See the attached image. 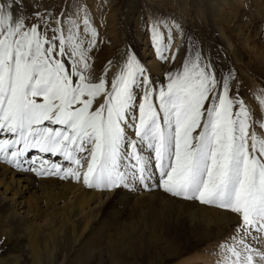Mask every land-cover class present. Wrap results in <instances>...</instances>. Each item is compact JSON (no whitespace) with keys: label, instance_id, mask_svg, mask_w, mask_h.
I'll list each match as a JSON object with an SVG mask.
<instances>
[{"label":"snow or ice","instance_id":"1","mask_svg":"<svg viewBox=\"0 0 264 264\" xmlns=\"http://www.w3.org/2000/svg\"><path fill=\"white\" fill-rule=\"evenodd\" d=\"M42 5L0 0V163L114 197L155 189L217 207L237 221L216 264H264V89L250 93L254 116L242 82L200 50L175 67L182 26L156 18L155 58L173 64L162 82L131 48L98 70L88 0Z\"/></svg>","mask_w":264,"mask_h":264},{"label":"rangeland","instance_id":"2","mask_svg":"<svg viewBox=\"0 0 264 264\" xmlns=\"http://www.w3.org/2000/svg\"><path fill=\"white\" fill-rule=\"evenodd\" d=\"M65 3L66 0H43L42 7L58 12ZM88 4L92 17L100 4V26L95 21L102 41L95 52L98 70L109 60L118 62L125 49L131 48L152 80L162 82L173 64L161 65L157 61L159 72L150 67L149 62L156 58L149 23L153 18L166 24L178 23L183 31H173L170 50L179 49L175 67L193 49L200 50L218 73L233 72L243 84L240 93L246 105L253 109L254 116H260L250 93L258 94L264 89V0H88ZM123 193L130 197L125 206L110 209L113 215L105 213L102 224H95L99 229H94L71 251L59 248L53 264H192L185 260L197 256L204 258L201 264H216L218 245L235 234L237 218L217 207L176 199L155 189H129ZM156 193L178 203L194 204L196 219L190 223L182 216L160 217L159 209H152L142 197ZM221 214L233 219L232 223L222 220ZM0 249L2 258L22 254L5 237L0 238ZM21 256L18 264H31L25 253Z\"/></svg>","mask_w":264,"mask_h":264},{"label":"bare ground","instance_id":"3","mask_svg":"<svg viewBox=\"0 0 264 264\" xmlns=\"http://www.w3.org/2000/svg\"><path fill=\"white\" fill-rule=\"evenodd\" d=\"M96 8L99 11L93 17L100 26V4ZM151 53L152 50L149 55ZM149 64L155 72H159L157 60H151ZM34 155L39 153L35 150L29 153V156ZM51 159L58 163L62 160L61 157ZM142 197L153 206L152 209H159L160 217L165 214L175 218L182 216L190 223L196 219L197 214L193 210L196 206L192 203H178L159 193L144 194ZM129 198V194L114 197L112 192L89 189L82 182L61 180L55 176L37 177L31 172L16 171L0 163V238L13 241V245L20 253L26 254L31 264H53L59 248L64 251L74 249L89 233L99 229L95 224H102L103 216L113 215L110 209L124 205ZM220 216L222 220L226 219L224 214ZM226 220L229 224L233 219ZM203 228L208 230L206 226ZM21 255L0 257V264H18L22 261ZM185 261L201 264L204 258L197 256Z\"/></svg>","mask_w":264,"mask_h":264}]
</instances>
